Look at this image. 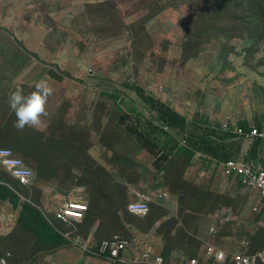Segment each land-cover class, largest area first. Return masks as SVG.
Listing matches in <instances>:
<instances>
[{
	"label": "rangeland",
	"instance_id": "obj_1",
	"mask_svg": "<svg viewBox=\"0 0 264 264\" xmlns=\"http://www.w3.org/2000/svg\"><path fill=\"white\" fill-rule=\"evenodd\" d=\"M41 80L53 89L48 115L38 129L18 131L8 96L30 94ZM140 96L190 121L201 114L222 128L264 126V0H0V149L36 177L22 187L0 164V260L90 261L85 249L135 233L153 242L164 264L198 257L206 242L264 252L256 191L227 175L224 161L198 153L189 160L175 148L159 169L162 155L125 132L120 120L131 107L137 127L148 129ZM220 136V144L236 140L225 149L232 158H243L241 144L253 142ZM133 186L150 197L164 188L171 197L134 217L126 212ZM74 196L88 205L84 220L59 222L58 208ZM23 205L67 244L40 241L20 217Z\"/></svg>",
	"mask_w": 264,
	"mask_h": 264
},
{
	"label": "built area",
	"instance_id": "obj_2",
	"mask_svg": "<svg viewBox=\"0 0 264 264\" xmlns=\"http://www.w3.org/2000/svg\"><path fill=\"white\" fill-rule=\"evenodd\" d=\"M222 129L250 141H264V126L250 127L249 130H245L242 127L226 124ZM0 164L11 173L20 185L26 187L34 182L33 170L26 166L23 160L11 150L0 149ZM223 165L227 173H232L244 188L254 190L259 194L264 207V169L240 157L230 158ZM127 189L133 200L128 202L126 211L139 218L146 217L150 213L152 205L165 204L171 197V194L164 188H156L155 197H150L134 186L127 187ZM88 209L86 202L79 197H72L60 206L56 218L62 223H80L84 220ZM226 221L221 220L220 223L223 225ZM213 229L217 232V227L211 228L212 233H214ZM206 244L198 257L187 258L181 264H264V252H250L248 249L242 248L222 249L211 242H206ZM85 252L87 258H91L90 261L80 258L73 263L61 262V264H91L92 259L105 264H125L134 261L146 264H164L163 258L160 255H155L153 242L140 233H135L132 240H125L120 236L104 239L97 242L91 249H85ZM0 264H9L8 259L0 260Z\"/></svg>",
	"mask_w": 264,
	"mask_h": 264
},
{
	"label": "trees",
	"instance_id": "obj_3",
	"mask_svg": "<svg viewBox=\"0 0 264 264\" xmlns=\"http://www.w3.org/2000/svg\"><path fill=\"white\" fill-rule=\"evenodd\" d=\"M140 98L143 107L149 115L147 120L148 129L145 131L140 130L137 127L140 121L136 122L132 119L129 112L135 107L129 108V112H123L120 125L122 127L124 126L125 132L134 137L136 142L141 145V147L147 149L153 156L155 155L159 158L160 156H158V154L162 155L158 160L157 168L162 169V164L167 161L168 156H174L175 153L173 150L175 148L179 149L182 154L187 155L189 160H192L197 153L205 154L212 157L214 160L224 162L234 155L232 152L225 153V149L229 144L231 147L237 144V142L235 143L236 140H234L237 136L233 133L223 131L219 124H210L207 120L203 119L201 114H197L194 119L190 121L186 116L180 114L171 107L164 104L157 107L151 102V99L148 100L142 96H140ZM131 101L135 103L134 100ZM129 120H132L130 122L132 125H127ZM155 123H157V125H155ZM239 127L245 130H249L250 128L246 122L240 123ZM165 128H168V130ZM220 132L224 134V137L227 139H233L234 141L228 145L220 144L219 138L224 139L220 136ZM163 136H167L168 140L172 142L173 145L161 142L160 138ZM259 142L260 140L253 141L251 148L257 150ZM126 190H128L127 187ZM2 191L5 190L0 188L1 194ZM13 201L14 204H17L16 198L13 199ZM20 217L35 231L38 239L48 246L59 248L67 244L65 239L47 223L43 222V219L36 211L23 205Z\"/></svg>",
	"mask_w": 264,
	"mask_h": 264
},
{
	"label": "clouds",
	"instance_id": "obj_4",
	"mask_svg": "<svg viewBox=\"0 0 264 264\" xmlns=\"http://www.w3.org/2000/svg\"><path fill=\"white\" fill-rule=\"evenodd\" d=\"M52 93L53 89L44 80L37 82L35 84V90L30 94L25 95L19 89L12 91L8 96V105L10 111H12L16 117L13 127L18 131H23L26 127L38 129L43 122V118L48 115L46 106L48 98L52 95ZM97 264L105 263L98 261Z\"/></svg>",
	"mask_w": 264,
	"mask_h": 264
},
{
	"label": "crops",
	"instance_id": "obj_5",
	"mask_svg": "<svg viewBox=\"0 0 264 264\" xmlns=\"http://www.w3.org/2000/svg\"><path fill=\"white\" fill-rule=\"evenodd\" d=\"M179 110V109H178ZM177 110V111H178ZM180 113L181 110H179ZM220 125V124H219ZM221 126V125H220ZM250 127V126H249ZM252 146V143L251 142H243L241 144V147H240V156L245 158V160L247 162H252L254 163L255 166L257 167H260L262 169H264V142L260 141L259 142V145H258V148L257 150H253L251 148ZM199 157H204L206 158L205 156H201L200 154L201 153H198ZM210 158V157H209ZM209 161V160H208ZM228 175V173H227ZM170 193V191H168ZM171 194V193H170ZM257 196H258V203H259V207H260V211H264V207L262 206V203H261V200H260V196L259 194L256 192ZM257 203V204H258ZM218 215V214H217ZM3 219L4 220H7V217L6 216H3ZM263 220H264V217H263ZM225 224H223L224 226ZM174 256H176V254H173ZM80 259V258H79ZM77 261V260H76ZM65 262H69V263H73L75 261H67V259H65ZM172 264H177L174 260L171 261ZM98 262L95 260V259H92L91 260V264H97ZM181 264V263H180Z\"/></svg>",
	"mask_w": 264,
	"mask_h": 264
}]
</instances>
